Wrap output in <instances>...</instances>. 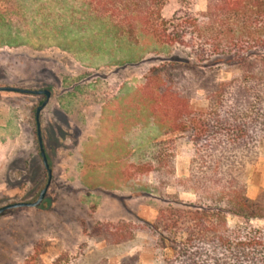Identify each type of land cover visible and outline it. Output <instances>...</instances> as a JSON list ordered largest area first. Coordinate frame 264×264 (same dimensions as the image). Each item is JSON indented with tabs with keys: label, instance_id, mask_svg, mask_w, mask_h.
<instances>
[{
	"label": "rangeland",
	"instance_id": "rangeland-1",
	"mask_svg": "<svg viewBox=\"0 0 264 264\" xmlns=\"http://www.w3.org/2000/svg\"><path fill=\"white\" fill-rule=\"evenodd\" d=\"M80 1L0 0V87L50 91L39 122L52 171L37 207L0 215V264H97L104 259L159 264L161 252L150 228L158 211L171 197L196 200L176 187L154 189L153 170L144 157L155 139L153 120L137 98L148 70L185 60L188 50L141 35L144 28L127 24L129 11L118 5L86 0L89 10L83 14ZM206 4L162 0L161 18L195 16ZM127 32L134 36L126 37ZM203 65L215 69L220 80L234 75V67L223 60ZM44 99L0 92V208L33 203L46 185L35 123ZM191 149L190 143L175 140L176 179L187 177ZM263 189L264 156L250 172L248 198L254 200ZM107 228L134 233V239L110 245L104 240Z\"/></svg>",
	"mask_w": 264,
	"mask_h": 264
},
{
	"label": "trees",
	"instance_id": "trees-1",
	"mask_svg": "<svg viewBox=\"0 0 264 264\" xmlns=\"http://www.w3.org/2000/svg\"><path fill=\"white\" fill-rule=\"evenodd\" d=\"M80 2V13L88 14L86 0ZM103 2L129 11L124 21L144 28L141 35L189 52L148 70L137 93L153 120L155 139L144 157L154 189L176 187L196 198H168L150 225L159 264H264V189L254 200L247 196L250 172L264 156V0H207L203 12L169 21L161 18L162 0ZM211 59L233 66L234 75L220 80L203 65ZM170 135L176 137L160 139ZM176 139L192 146L182 180L174 172ZM105 236L110 245L134 239L113 228Z\"/></svg>",
	"mask_w": 264,
	"mask_h": 264
},
{
	"label": "water",
	"instance_id": "water-1",
	"mask_svg": "<svg viewBox=\"0 0 264 264\" xmlns=\"http://www.w3.org/2000/svg\"><path fill=\"white\" fill-rule=\"evenodd\" d=\"M0 92L16 93V94H22V95L43 96L45 98L44 101L35 110V123H36V136H37L39 154H40V157L42 160L43 167L47 172L46 185L40 191L39 196L35 202H33V203L19 202V203H14V204H9V205L3 206L0 208V215H2L5 212L12 210V209L35 208L43 201V199L46 195L48 186H49L50 181H51L52 171L49 167V164H48V161H47V158L45 155V151L43 149L39 117H40L41 111L47 105V103L50 99L51 93L48 90H25V89H19V88H15V87H0Z\"/></svg>",
	"mask_w": 264,
	"mask_h": 264
}]
</instances>
